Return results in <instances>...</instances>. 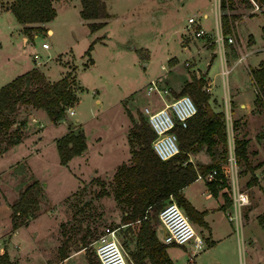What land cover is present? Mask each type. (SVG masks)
<instances>
[{
	"label": "rangeland",
	"instance_id": "obj_1",
	"mask_svg": "<svg viewBox=\"0 0 264 264\" xmlns=\"http://www.w3.org/2000/svg\"><path fill=\"white\" fill-rule=\"evenodd\" d=\"M11 1L0 0V8L8 7ZM218 3L219 0H108L110 16L102 27L90 32L79 16V0H56V14L48 23L52 32L47 33L43 27L40 32L31 30L27 36L21 29L23 39L14 15L0 12V85L33 65L36 54L40 68L50 80H57L71 70L78 96L75 115L65 111L57 124L50 122L42 109L22 104L10 115L15 122L6 129L0 126V153L12 145L8 142L15 134L30 143L24 150L8 152L0 161V169L4 167L0 170V203L9 205L33 179L42 188L38 211L14 229L19 230L17 233H11L10 208L8 213V208L0 204V251L10 241L8 256L12 264H43L41 257L48 264H88L87 256L99 264L96 239L118 224L127 210L126 204L116 200L112 192L116 166L130 157L128 139L132 122L127 111L137 120L140 114L145 117L143 106L162 105L157 95L145 93L150 78L174 95L192 75L201 74L210 104L224 112L231 148L233 138L246 142L248 165L235 162V166L239 188L246 191L249 202L241 207L236 223L227 220L226 212L225 217L215 215V225L219 226L213 245L204 242L193 255L191 249L182 245L169 244L166 250L171 264H264V229L257 221V216L264 218V107L255 102L250 114L257 121L252 125V122L243 126L239 121L231 122L235 116L246 115L238 102L249 106L255 99L249 68L257 64L263 53L250 54L246 62L236 63L222 79L218 55L221 44L215 41L214 9L217 12ZM232 12L244 16L235 21L234 32L226 35L233 38L232 42L224 40L227 66L233 64L243 44L248 48L251 44L248 40L254 42L255 38L254 47L263 44L264 5L261 8L259 4L258 9L252 5L246 10L236 0ZM252 13L255 15L249 16ZM189 15L199 19L203 35L195 37L193 26L186 27ZM42 42L47 43L46 48L41 47ZM225 92L231 96L232 111H237L231 119L228 102L226 107L222 100ZM96 108L100 111L97 120L90 116V111ZM74 117L83 121V125ZM20 121L23 125L13 131ZM76 129L86 134L88 148L86 145L80 154L61 164L55 141ZM91 143L99 145V153H94ZM112 144L116 148H111ZM122 144L124 147L119 148ZM38 148L42 149L39 153ZM28 151L29 159L25 155ZM197 156L200 163L211 160L203 150ZM205 201L212 203L214 198ZM114 229L118 241L126 244V250L133 251L130 241L133 232L125 226ZM25 230L37 231L30 246L24 240ZM60 246L67 254L63 259L59 257Z\"/></svg>",
	"mask_w": 264,
	"mask_h": 264
},
{
	"label": "trees",
	"instance_id": "obj_2",
	"mask_svg": "<svg viewBox=\"0 0 264 264\" xmlns=\"http://www.w3.org/2000/svg\"><path fill=\"white\" fill-rule=\"evenodd\" d=\"M108 0H79L80 17L86 21L90 32L102 27L110 14L107 11ZM245 9L252 6L251 0H239ZM258 6L264 0H253ZM236 0H219V21L221 33L224 37L234 32L235 21L239 14L232 12ZM21 24V29L27 36L31 30H44L42 24L51 20L56 12L52 0H12L7 7ZM99 19V21H93ZM264 38V25L261 27ZM225 40V38H224ZM226 41V40H225ZM91 44L87 48V52ZM249 76L254 86L255 102L264 107V59L257 67L249 68ZM75 76L71 70H66L62 76L49 81L37 68L28 69L0 86V126L5 129L15 122L10 117L22 105H30L42 109L50 122L57 124L78 100ZM204 75H192L185 82L180 91L174 95L187 94L194 101L195 113L187 119L186 126L176 125L174 131L177 136L178 152L167 159H160L151 148L153 132L147 120L141 114L137 120L130 111L127 114L132 122L128 142L131 146L128 161L120 162L113 172V196L123 202L127 210L120 222L110 229L125 226L133 232L130 241L134 245L133 251L125 248L128 259L133 264H171L167 253L169 244L159 240L154 226L158 222L157 213L169 196L174 199L185 215L199 224L203 211L199 212L183 196L182 188L195 180L196 174H206L215 169L212 180H205L208 191L215 196L217 191L226 186L225 178L221 174V165L228 156V139L223 110L214 109L209 102V95L203 89ZM235 120L232 121V124ZM20 125V126H19ZM18 122L13 131L21 127ZM21 140L20 134H15L8 143L15 144ZM245 140L233 138V154L236 163L247 164ZM58 160L66 164L73 156L80 154L86 147L84 133L80 129L69 130L55 141ZM6 147H2V150ZM207 153L211 160L200 163L190 160V155L200 151ZM42 191L37 179L23 186L16 198L8 205L10 208V229L14 231L35 216L39 208V196ZM226 205L230 199L223 192ZM257 221L264 229L263 216H257ZM82 247L86 248L85 242ZM67 256L63 246L59 247V257ZM88 264H96L87 256ZM0 264H12L5 248L0 251Z\"/></svg>",
	"mask_w": 264,
	"mask_h": 264
},
{
	"label": "built area",
	"instance_id": "obj_3",
	"mask_svg": "<svg viewBox=\"0 0 264 264\" xmlns=\"http://www.w3.org/2000/svg\"><path fill=\"white\" fill-rule=\"evenodd\" d=\"M251 3L254 9L259 8L255 1L251 0ZM218 25H215V41L221 44H218L220 46L219 53L222 63L221 75L225 77L229 68L225 65V60L222 55L224 38L228 43L232 42L233 38L231 36L224 37L221 33L220 24L218 23ZM192 26L195 37H199L205 33L199 19L194 16H188L186 27ZM41 47L46 48L47 43L42 42ZM37 57L35 54V62L38 61ZM242 58L243 55H240L237 58V62L241 61ZM187 63L185 61V64ZM146 84L145 93L147 95H157L162 102V105L157 108H152L148 105L143 106L142 113L145 115L147 123L154 134L151 141V148L160 159L164 160L178 152L177 136L174 127L176 125L185 127L187 119L195 113L196 106L189 95H172L168 88L158 87L155 78L149 79ZM167 95H170V97H167ZM66 111L70 114L73 113L71 108L66 109ZM228 117L227 115L226 118L228 119ZM228 147L227 161L221 165V174H223V177L227 181L224 191L228 193L230 199V209L226 212V217L228 220H234L236 223L240 219L241 207L245 206L249 202V199L246 191L239 188L233 147L231 148L230 144ZM215 174L216 170L211 169L204 175L197 173L195 179L212 180ZM157 218L165 230L162 237L164 243L191 245L195 251L202 248L204 238L194 230L187 216L171 195L158 211ZM95 253L99 264H133L128 259L125 249L116 238L115 229L108 230L96 239Z\"/></svg>",
	"mask_w": 264,
	"mask_h": 264
},
{
	"label": "crops",
	"instance_id": "obj_4",
	"mask_svg": "<svg viewBox=\"0 0 264 264\" xmlns=\"http://www.w3.org/2000/svg\"><path fill=\"white\" fill-rule=\"evenodd\" d=\"M56 1V0H55ZM54 0H52V4H53V6H54V2H55ZM59 1V0H58ZM263 5H264V3L263 4H261V8H263ZM246 10H249V9H246ZM0 12H10V10L6 7V8H0ZM214 14H215V25L217 24V23H219L220 24V21H219V9H218V7H217V12H216V9H214ZM204 15V17L206 16V13H204L203 14ZM252 15H255L254 13H252L251 15H249V16H252ZM80 16V15H79ZM190 16V15H189ZM242 16H244L243 14L242 15H240V17H242ZM239 17V18H240ZM81 18V17H80ZM81 21L82 22H84L85 20H83L82 18H81ZM48 23H49V21H47V22H45V23H43L42 24V26L44 27V28H46V32L47 33H51L52 32V28H50L49 26H48ZM19 24V26L20 27H18V29H19V34H20V37H21V39H23V36H22V32H21V24L20 23H18ZM235 24H236V22H235ZM264 25V24H263ZM262 25V26H263ZM240 37V36H239ZM253 38H254V36H253ZM261 39H262V42H263V44H260V45H257L256 47H254L255 45H256V40H255V38H254V42H251V41H249L248 40V43L250 42L251 44L250 45H248V48H245L244 46V44L242 45L243 46V50H241V48L242 47H240V52H239V54L237 53L236 54V59H235V61L233 62V64L232 65H230V66H227V60H226V54H225V48H224V44H223V48H222V55H223V58H224V60H225V65L229 68V71L232 69V67L236 64V63H238L237 62V58L241 55H243V58H242V60L241 61H245L246 60V57L247 56H249L250 54H255V55H257V54H259V53H263V55H262V58H260L258 61H257V64L256 65H254V66H252V67H257L258 66V64L260 63V61L261 60H263L264 59V38L262 37V32H261ZM240 40H241V42H243V40H242V38L240 37ZM22 51H25V48H22ZM218 55H219V59H220V66L222 67V63H221V55H220V53H219V51H218ZM240 62V61H239ZM246 62V61H245ZM250 66V65H249ZM33 67H36V68H38L43 74H44V72L42 71V69L40 68V62H39V60L35 63L34 62V64L33 65H28L27 67H26V69L24 70V71H26V70H28V69H31V68H33ZM221 67H220V74H221ZM23 71V72H24ZM229 71L227 72V74L229 73ZM226 74V75H227ZM18 74H16L15 76H17ZM226 75H225V77H223L222 75H221V77H222V79H224V78H226ZM14 76V77H15ZM44 76L46 77V75L44 74ZM14 77H12V78H14ZM11 78V79H12ZM47 78V77H46ZM10 79V80H11ZM48 79V78H47ZM151 79V78H150ZM49 81H54V80H50V79H48ZM9 81V80H8ZM8 81H6V82H8ZM5 82V83H6ZM225 82V81H224ZM1 86V85H0ZM226 96H227V101H226ZM229 98H230V100H229ZM222 100H223V102H224V106H226L227 107V102H228V107H229V114H230V119H231V115L234 117L235 115H236V113H237V111L234 113L233 111H232V109H231V107H230V105H231V96H229L228 97V94L225 92L224 94H223V98H222ZM78 101V100H77ZM239 101H240V99H239ZM96 102L97 103H99L100 102V100H98V99H96ZM254 104H255V101H254V99H253V103L251 104V105H249V106H247L244 102H242V101H240V102H238V106H241L242 107V109H243V111L245 112V111H247V112H245L246 113V115L244 116V117H241V118H237L236 116L234 117V119H231V122H232V120H236L237 122L239 121V123H240V125H242L243 126V124H248L249 125V123H251V125L252 124H254V122L255 121H257V117L256 116H254V114H250V110H251V108H253L254 109ZM75 105V104H74ZM74 105L72 106L73 107V113H74V115H75V110H74ZM160 107V106H159ZM249 111V112H248ZM248 113V114H247ZM99 114H100V111L96 108V109H92L91 111H90V116H91V118L92 119H95V120H97L99 117ZM74 119H76L79 123H82V125H83V121L81 122V121H79V118L78 117H74ZM238 119V120H237ZM125 121H126V118H125V120H124V122L123 123H125ZM235 121V122H236ZM81 125V126H82ZM83 129V128H82ZM42 131V130H41ZM83 131H84V129H83ZM85 135V137H86V134H84ZM94 137H96V134L93 136V139H94ZM28 141V140H27ZM26 141V139H22L21 141H19V142H17V143H15V144H12L10 147H8L5 151H3L2 153H0V161L2 162L4 159H5V155L6 154H8V152H10V153H15V152H18V151H20V150H24L25 149V147L26 148H28V146H29V144L30 143H28ZM87 145V144H86ZM91 146H93L92 145V143H91ZM99 147V145H97V144H95L94 146H93V148L95 149V151H94V153H99L98 151V148ZM124 147V145L122 144V146L121 147H119V148H123ZM87 148H88V145H87ZM111 148H116V145L115 144H112L111 145ZM29 150V149H28ZM41 150L42 149H40V148H38L37 149V153H39V152H41ZM124 150V149H123ZM30 151H28L25 155H27L28 153H29ZM201 152V151H200ZM198 154V153H197ZM197 154H195V155H190V160H192L193 162L194 161H196V159L199 157V156H197ZM25 155H23V156H25ZM29 155V154H28ZM29 157H30V155L27 157V159H29ZM207 162V161H206ZM206 162H201V163H206ZM9 162L7 161V163H5V165L6 164H8ZM1 169H4V167H1ZM0 169V170H1ZM223 192H224V189L222 188V189H220V190H218L217 191V193H216V195L215 196H213L209 191H208V189H207V186H206V184H205V180H202V179H195V180H193L192 182H190L189 184H187V185H185L183 188H182V193H183V196L187 199V201L194 207V209L195 210H197V211H199V212H202L203 211V215H202V220H203V222H204V224H199L198 222H195V221H193L192 219H190V218H188V220L190 221V223L192 224V226H193V228H194V230L199 234V235H201L202 237H204V242L208 245V246H211V245H213L214 244V242H215V240H214V238L215 237H217L215 234V230H217V228H218V226L219 225H215V215L218 213V214H220V215H222L223 217H225V212H227V210L228 209H230V204L228 205V206H226V207H223L224 205H225V199H224V195H223ZM211 198H214V201L212 202V203H210V202H208V201H205V200H208V199H211ZM0 204H2V206H5V207H7L8 208V213H9V206H8V204L7 203H0ZM228 220V219H227ZM228 221H230V220H228ZM154 230H155V234H156V236H157V238L159 239V240H162V237H163V235H164V232H165V230H164V228H163V226L161 225V223L158 221L157 223H156V225L154 226ZM224 230H229L228 228L227 229H224ZM17 232H19V230H14V231H12L11 233L13 234V233H17ZM36 232L37 231H28V230H25V232H24V240H25V243L27 242L28 243V245L30 246V245H32L31 243H34V240H33V237H35L36 236ZM11 237L12 236H10V240H11ZM9 244H10V241H8V243H7V245H8V247H6V250L8 251V254L10 253L9 252V250H10V247H9ZM182 247H184V249H191V254L193 255V253L194 252H196L194 249H193V247L191 246V245H187V247H186V245H182ZM168 253V252H167ZM11 260V259H10ZM41 262L43 263V264H48L46 261H45V259L44 258H42L41 257Z\"/></svg>",
	"mask_w": 264,
	"mask_h": 264
}]
</instances>
